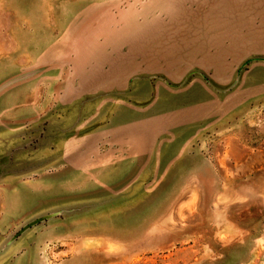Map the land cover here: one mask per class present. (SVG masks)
Segmentation results:
<instances>
[{
	"label": "rangeland",
	"instance_id": "1",
	"mask_svg": "<svg viewBox=\"0 0 264 264\" xmlns=\"http://www.w3.org/2000/svg\"><path fill=\"white\" fill-rule=\"evenodd\" d=\"M0 264H264V0H0Z\"/></svg>",
	"mask_w": 264,
	"mask_h": 264
},
{
	"label": "crops",
	"instance_id": "2",
	"mask_svg": "<svg viewBox=\"0 0 264 264\" xmlns=\"http://www.w3.org/2000/svg\"><path fill=\"white\" fill-rule=\"evenodd\" d=\"M31 74L33 75V74H35V73L31 72Z\"/></svg>",
	"mask_w": 264,
	"mask_h": 264
}]
</instances>
